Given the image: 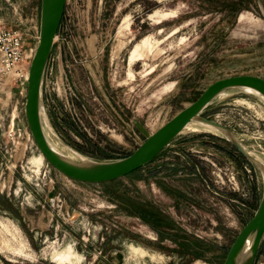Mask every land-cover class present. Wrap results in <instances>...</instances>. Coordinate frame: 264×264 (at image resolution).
Returning a JSON list of instances; mask_svg holds the SVG:
<instances>
[{"label": "rangeland", "instance_id": "obj_1", "mask_svg": "<svg viewBox=\"0 0 264 264\" xmlns=\"http://www.w3.org/2000/svg\"><path fill=\"white\" fill-rule=\"evenodd\" d=\"M40 1L0 0V27L23 36L27 67ZM56 33L44 131L61 153L97 162L129 156L216 80L264 79V0H67ZM25 88L0 78V264L223 263L262 196L251 161H264L261 98L228 91L200 114L245 155L187 127L141 169L84 184L36 164ZM261 243L254 264H264ZM68 250L79 261L63 262Z\"/></svg>", "mask_w": 264, "mask_h": 264}, {"label": "water", "instance_id": "obj_2", "mask_svg": "<svg viewBox=\"0 0 264 264\" xmlns=\"http://www.w3.org/2000/svg\"><path fill=\"white\" fill-rule=\"evenodd\" d=\"M67 0H41L39 37L35 52L30 61L26 84L24 114L28 130L43 159L54 170L71 181L84 184H105L128 176L151 163L177 136L194 121H202L208 125L222 128L213 121L202 119L200 114L219 95L228 91L240 90L252 92L264 99V79L257 76L241 75L216 80L190 105L181 109L169 121L139 145L129 156L108 162L76 161L66 158L57 152L49 142L42 121V84L45 70L52 52L55 37L62 21ZM228 131V130H227ZM231 133L230 131H228ZM233 135V133L231 134ZM228 138L237 150L245 155L238 139ZM252 163L264 174L261 164ZM264 177V175H263ZM264 183V182H263ZM264 237V184L260 203L253 216L239 230L222 264H239V254L247 241L248 249L240 264H254L256 254Z\"/></svg>", "mask_w": 264, "mask_h": 264}, {"label": "built area", "instance_id": "obj_3", "mask_svg": "<svg viewBox=\"0 0 264 264\" xmlns=\"http://www.w3.org/2000/svg\"><path fill=\"white\" fill-rule=\"evenodd\" d=\"M23 43L19 32L0 27V78L13 76L21 84H27L29 66Z\"/></svg>", "mask_w": 264, "mask_h": 264}, {"label": "bare ground", "instance_id": "obj_4", "mask_svg": "<svg viewBox=\"0 0 264 264\" xmlns=\"http://www.w3.org/2000/svg\"><path fill=\"white\" fill-rule=\"evenodd\" d=\"M249 93H252V92H249ZM252 94H255V93H252ZM221 95H224V94H221ZM221 95H219V96H221ZM256 96H258L259 98H261L263 101H264V99L261 97V96H259V95H257V94H255ZM224 97V96H223ZM192 123V122H191ZM188 124L187 126H186V128L188 127V128H190L191 129V131H193V132H198V131H200L201 129H204L205 131H208V132H215V133H218V134H221V135H223L224 137H228V138H231V137H234L233 135H231V133H229L227 130H224V129H222V128H218V127H214V126H211V125H208V124H206V123H204V122H202V121H194V123L195 124ZM237 138V137H236ZM240 143V142H239ZM54 144V143H53ZM52 147L55 149V147L52 145ZM64 148V147H63ZM56 150V149H55ZM57 152H59L60 154H62V155H64L66 158H68V159H71V160H76V161H88V158H85V157H82V156H80L81 154H78V153H76L75 151H73V150H71V149H69V148H67L66 147V150H65V153L63 154V153H61L60 151H58V150H56ZM257 157H255V159H256ZM42 159H43V157H40V159L39 160H36V164L38 165V166H40L41 165V163H42ZM257 160H259V161H261V159H259V158H257ZM258 161V162H259ZM260 163V162H259ZM262 163V164H261ZM261 169H262V171H263V173H264V161H261ZM264 175V174H263ZM249 242L250 241H247L246 242V244H245V246H244V248L241 250V252H240V254H239V264L242 262V260L244 259V256H245V254H246V251H247V249H248V246H249ZM62 261L63 262H67V263H73V261H79V259L78 258H75V256H73V253H71L70 252V250H68L65 254H64V256H63V259H62Z\"/></svg>", "mask_w": 264, "mask_h": 264}, {"label": "trees", "instance_id": "obj_5", "mask_svg": "<svg viewBox=\"0 0 264 264\" xmlns=\"http://www.w3.org/2000/svg\"><path fill=\"white\" fill-rule=\"evenodd\" d=\"M141 169V168H140ZM139 170V169H138Z\"/></svg>", "mask_w": 264, "mask_h": 264}]
</instances>
